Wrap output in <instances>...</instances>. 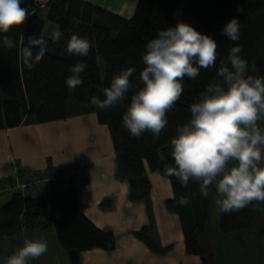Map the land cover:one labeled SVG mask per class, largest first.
<instances>
[{
	"label": "trees",
	"instance_id": "1",
	"mask_svg": "<svg viewBox=\"0 0 264 264\" xmlns=\"http://www.w3.org/2000/svg\"><path fill=\"white\" fill-rule=\"evenodd\" d=\"M21 6L27 9L26 22L7 34L0 33V36L7 35L16 41V46L11 49L0 47V130L95 114L99 124L109 130L118 174L128 183L129 201L144 203L152 215L147 171L168 179L173 197L165 201V207L179 217L185 252L199 256L202 264H210V254L203 252L200 240L208 227L212 186L205 198L199 194L196 183L190 181L187 187H183L176 177L164 175L163 164L173 163L169 155L170 138L176 135L177 126L186 124L191 118L189 106L199 94L207 85L220 80L216 72L220 61L226 60L230 47L239 44L242 57L250 66L254 64L256 70L252 71L250 67L248 75L264 77V0H138L129 19L83 0H48L45 21L54 24L62 33L58 41L43 36L45 21L37 15L40 7L35 0H21ZM34 14L37 16L32 18L29 36L46 41L47 47L42 59L29 70L20 49L29 43V36H25L26 25ZM233 17L238 18L241 26L240 39L235 42L220 35L222 27ZM178 21L216 40L219 54L216 65L200 69L195 79L184 78L183 94L175 107L167 112L168 123L159 139L154 140L149 132L133 137L124 129L122 116L131 95L143 87L139 72L144 67L145 45L160 30L174 27ZM72 34L90 41L87 57L69 55L64 51ZM100 60L105 65L103 75ZM80 62L86 65L81 74L84 82L75 89L69 88L65 81L72 74L70 68ZM128 67H134L136 71L130 77L134 88L126 94L125 100L109 109L93 106L89 98L98 96L104 99L103 88L109 87L113 77ZM159 151L164 153V161L157 158ZM17 175L21 177L24 172L19 170ZM47 175L52 180L37 193H17L0 205V239L13 237L24 230L54 228L56 239L67 252L70 264H81L82 254L86 251L115 249L114 234L98 229L83 215L78 188L70 181H62L59 171L52 168L48 169ZM180 196L189 197L191 202L186 206L179 205ZM256 208L252 202L236 212H220L219 232L233 235L249 229ZM153 222L150 216L149 224L134 237L151 251L166 253L172 246L160 247L153 239Z\"/></svg>",
	"mask_w": 264,
	"mask_h": 264
},
{
	"label": "clouds",
	"instance_id": "2",
	"mask_svg": "<svg viewBox=\"0 0 264 264\" xmlns=\"http://www.w3.org/2000/svg\"><path fill=\"white\" fill-rule=\"evenodd\" d=\"M27 9L21 0H0V33L7 34L26 22ZM240 23L233 17L221 29L220 35L230 41L240 39ZM62 33L55 31L58 41ZM28 45L20 52L29 70L42 59L47 42L28 37ZM16 41L0 36V47L11 49ZM216 40L196 31L191 25L178 21L174 27L160 30L145 45L144 67L139 72L143 87L130 97L122 116V124L133 137L145 132L159 139L167 126V112L172 110L183 94L185 77L195 79L200 69L215 67L218 58ZM90 41L72 34L64 51L69 55L87 57ZM230 65V67H229ZM85 63L70 68L66 85L75 89L83 84L81 74ZM255 66L242 57V47H230L226 60L220 61L216 83L206 86L198 99L189 106L190 119L177 126L170 138L169 155L173 163H164L166 176L176 177L183 187L189 182L198 185V192L207 198L215 184V204L222 213L236 212L252 202H264V129L258 121L264 119V77L248 75ZM136 69L128 67L114 76L109 87L103 88L104 99L98 96L89 102L99 109L117 106L134 88L130 82ZM165 160L162 151L157 153ZM233 161L235 162L233 164ZM232 165V166H229ZM189 197L180 196L177 203L186 206ZM48 250L46 241L25 238L23 246L6 258L5 264H30Z\"/></svg>",
	"mask_w": 264,
	"mask_h": 264
},
{
	"label": "crops",
	"instance_id": "3",
	"mask_svg": "<svg viewBox=\"0 0 264 264\" xmlns=\"http://www.w3.org/2000/svg\"><path fill=\"white\" fill-rule=\"evenodd\" d=\"M83 1L126 19L133 15L138 2ZM35 2L40 7L38 13H46L48 0ZM47 25L45 21L43 32ZM73 167L81 169L79 176L70 182L79 190L83 215L98 229L112 232L116 240V247L111 251L94 249L84 252L81 264H202L199 256L186 254L179 217L168 212L165 207V201L173 197L172 184L168 179L147 171L151 185L152 215L148 213L144 203L129 201L128 183L118 174L109 130L99 124L95 114L0 130V181H11L14 178L13 170L18 174L21 170L24 174L50 177L47 175L48 169L59 171L61 175ZM150 216L154 221L151 224L153 239L160 247L172 246L166 253H155L134 237L136 232L149 224ZM253 224L251 231L238 234L247 242L264 233V218H260L256 226L253 217L250 228ZM25 238L40 239L48 245L47 252L38 260L30 261V264H70L67 252L60 246L55 230L51 228L24 230L13 237L1 238L0 254L4 255L5 261L23 246ZM209 239L206 229L200 243L203 252L210 254V264H225L221 259H213L212 250H215V246ZM217 251L220 252V249ZM237 262L236 260L234 264Z\"/></svg>",
	"mask_w": 264,
	"mask_h": 264
},
{
	"label": "rangeland",
	"instance_id": "4",
	"mask_svg": "<svg viewBox=\"0 0 264 264\" xmlns=\"http://www.w3.org/2000/svg\"><path fill=\"white\" fill-rule=\"evenodd\" d=\"M40 10V9H39ZM37 15L42 19L46 20V13L45 11L37 13ZM45 23V22H44ZM47 27H45L43 35L47 39H53V33L57 31V27L52 24L51 22L46 21ZM99 67L101 74H104L105 65L103 61H99ZM72 96V93H70ZM258 126L261 129H264V119L258 121ZM235 162L233 161V164ZM232 166V165H229ZM158 174V173H157ZM159 175V174H158ZM166 179V178H165ZM12 180V179H11ZM36 191H28L25 194L33 195ZM216 191H215V184L212 185L211 191V202L209 208V221L207 232L210 237L209 241L215 246V250L213 249V259L215 260H223L225 264H234L237 260L236 264H264V233L260 234L258 238L253 237L251 241H246L244 238H241L238 234L233 235H226L219 232V219H220V211L215 204ZM8 200V199H7ZM5 202L0 203V205L4 204ZM257 203V208L254 212L256 226L257 222L260 218H264V202H255ZM254 227L253 226L248 230L251 231ZM54 230V228H51ZM248 233V232H245ZM225 245V246H224ZM220 249V252L217 251ZM0 253H2V249L0 248ZM4 255L0 254V263H4ZM212 257V255H211ZM261 259H260V258Z\"/></svg>",
	"mask_w": 264,
	"mask_h": 264
},
{
	"label": "built area",
	"instance_id": "5",
	"mask_svg": "<svg viewBox=\"0 0 264 264\" xmlns=\"http://www.w3.org/2000/svg\"><path fill=\"white\" fill-rule=\"evenodd\" d=\"M81 169L73 167L69 171L61 174V180L64 182L71 181L79 176ZM14 178L9 182L0 181V203L6 202L7 199L14 194L21 193L24 195L28 191H36L37 193L43 186L52 179L47 176H40L34 173H25L23 176H18L17 171L13 170ZM60 177L58 179H60Z\"/></svg>",
	"mask_w": 264,
	"mask_h": 264
},
{
	"label": "water",
	"instance_id": "6",
	"mask_svg": "<svg viewBox=\"0 0 264 264\" xmlns=\"http://www.w3.org/2000/svg\"><path fill=\"white\" fill-rule=\"evenodd\" d=\"M36 16H37V15L34 14V15H32V17L29 19V22H28V24L26 25L25 36H29V35H30V33H31V31H32V25H31V23H32V18H34V17H36Z\"/></svg>",
	"mask_w": 264,
	"mask_h": 264
}]
</instances>
